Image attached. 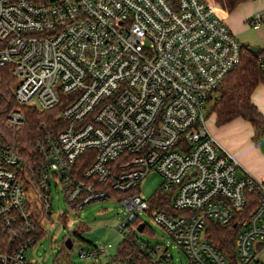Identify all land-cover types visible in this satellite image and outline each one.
<instances>
[{"label":"built area","instance_id":"1","mask_svg":"<svg viewBox=\"0 0 264 264\" xmlns=\"http://www.w3.org/2000/svg\"><path fill=\"white\" fill-rule=\"evenodd\" d=\"M243 52L210 0H0V73L18 81L5 121L15 129L25 107L56 112L33 147L0 136V264H33L27 251L55 222L54 187L76 210L111 196L127 210L116 254L110 243L80 250L91 264H178L174 250L181 264H263L264 180L203 114ZM151 169L170 210L139 193ZM249 193L257 203L238 217ZM144 211L164 232L157 241L138 238ZM235 218L229 258L207 220Z\"/></svg>","mask_w":264,"mask_h":264},{"label":"trees","instance_id":"2","mask_svg":"<svg viewBox=\"0 0 264 264\" xmlns=\"http://www.w3.org/2000/svg\"><path fill=\"white\" fill-rule=\"evenodd\" d=\"M226 11L234 10L238 4L249 0H214ZM242 63L233 69L217 88L220 98L215 100L212 111L216 115V123L224 124L236 117L248 120L256 130V138L264 134V113L253 103L251 95L256 86L264 82V48L257 52L250 51L243 46ZM13 77L5 70L0 75V136L7 140L15 139L20 145L28 144L33 147L38 137V128L46 122H54L55 110H39L25 107L24 122L15 129L10 127L5 116L7 110L14 105L13 93L10 83ZM259 194H247V203L238 216L246 215L255 207ZM150 208L161 206L170 210L171 195L162 189L151 198ZM238 230V219L235 218L228 225H223L214 219L207 220L208 238L219 246L229 258L234 257V241Z\"/></svg>","mask_w":264,"mask_h":264},{"label":"rangeland","instance_id":"3","mask_svg":"<svg viewBox=\"0 0 264 264\" xmlns=\"http://www.w3.org/2000/svg\"><path fill=\"white\" fill-rule=\"evenodd\" d=\"M17 82L13 79L10 83L12 93ZM211 96L203 110L208 128L213 119L215 120V113L212 111L215 91ZM211 133L214 135L213 132ZM162 184V176L156 169H151L140 181L139 193L149 199L162 189ZM32 197L34 198V194ZM52 197L51 218L57 223L49 220L50 222L45 224V231L39 234L35 244L27 251L26 255L33 264H91L89 259H84L80 255V250L99 244L110 243L112 246L108 248V252L116 254L123 238L114 227L127 214L119 196L97 200L77 210L70 206L63 193L57 191L55 187L52 190ZM149 212L144 211L140 215L148 227L142 233H138V238L144 241H157L155 237L163 235L164 232L155 224ZM67 237L73 241L71 248L65 243ZM173 252L178 264H181L179 259L182 257L175 250ZM259 260L264 264V252L259 256ZM183 263L185 264L184 261Z\"/></svg>","mask_w":264,"mask_h":264},{"label":"crops","instance_id":"4","mask_svg":"<svg viewBox=\"0 0 264 264\" xmlns=\"http://www.w3.org/2000/svg\"><path fill=\"white\" fill-rule=\"evenodd\" d=\"M213 2L217 5L220 16L243 46L254 45L259 49L264 48V0L242 2L232 11H226L214 0ZM257 14L262 15V21L258 25L250 22V19ZM251 98L264 113V82L256 86ZM215 122L216 115L209 129L222 146L240 162L245 170L264 180V134L256 138V130L248 120L242 117H236L220 125Z\"/></svg>","mask_w":264,"mask_h":264},{"label":"water","instance_id":"5","mask_svg":"<svg viewBox=\"0 0 264 264\" xmlns=\"http://www.w3.org/2000/svg\"><path fill=\"white\" fill-rule=\"evenodd\" d=\"M246 46L248 47V49L250 51H253V52H257L259 50V47L258 46H254V45H246ZM142 228H143V225L141 224L140 227H139V229L142 230ZM65 243L67 244L68 247H70V248L72 247V240H71V238H67L65 240Z\"/></svg>","mask_w":264,"mask_h":264}]
</instances>
